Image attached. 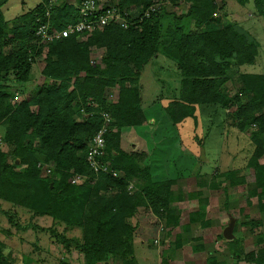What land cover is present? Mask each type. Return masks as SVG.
<instances>
[{"label": "trees", "instance_id": "trees-1", "mask_svg": "<svg viewBox=\"0 0 264 264\" xmlns=\"http://www.w3.org/2000/svg\"><path fill=\"white\" fill-rule=\"evenodd\" d=\"M48 1L42 0L11 21L5 18V3H0V81L12 71L16 72L19 82L29 80L30 59L33 61L42 53L41 49L37 50L40 44L37 30L48 21ZM183 1L189 9L185 15L173 16V31L171 27L164 31L165 13H162L142 22L133 20L127 29L111 25L84 41L72 36L49 44L42 74L51 82H47L36 98L38 113L32 112L27 103L14 110L7 89L0 87V122L7 119L11 124L5 140L17 144L18 154L21 150L31 156L43 154L54 166L53 175H57L56 179H41L37 163L29 155L23 156V163L28 165L26 171L17 173L7 163V155L0 151V186L7 187L4 198L38 216H51L82 228L84 236L80 250L86 264L109 261L111 257L122 260L123 264H138L134 255L138 227L127 219L135 218L143 206L147 208L149 200L155 211L163 208L167 214L165 220L172 229L180 226V215L169 207L172 181L154 183L150 168L143 166L148 154L144 151L128 154L120 146L121 129L147 124L140 101V81L145 67L155 58L162 56L174 61L180 72L179 95L165 102L171 120L183 126L191 119L193 122L189 126L196 133L202 129L201 118L206 124L213 121L212 124L220 125V129L224 121H230L240 132L257 127L251 137L256 151L252 164L264 171L257 162L264 146V74H238L242 97H231L224 89L231 70L238 73L241 66L256 62L259 44L237 31L234 25L226 24L223 16L215 17L231 0H222V6L217 5L216 0ZM234 1L248 3V0ZM256 1L264 18V0ZM154 2L120 0L119 7L136 6L144 10ZM78 19V9L72 4L63 2L51 9L50 21L56 29H64ZM11 43L18 45L6 53L3 48ZM95 49L105 50L104 69L99 70L91 59ZM117 86L120 99L108 104L104 92ZM93 97L98 107L88 105ZM233 106L236 111L228 113ZM200 108L204 110L201 114ZM102 111L109 112L115 121L105 135L106 148L100 159L123 174L121 178L103 172L95 175L87 161L90 143L104 123ZM10 114L12 116L8 117ZM85 114L90 116L76 121V115ZM24 141L30 144L26 146ZM33 141H38L39 149L32 147ZM260 170L253 172L257 184L264 188V175ZM75 174L95 175L100 179L97 183L74 185ZM138 177L145 178L144 187L138 185V191L130 193L129 182ZM110 187L118 188V193L112 197L101 196ZM189 230L190 227H186L185 232ZM181 244L178 242V246ZM255 260L264 264V251ZM0 264H6L2 255Z\"/></svg>", "mask_w": 264, "mask_h": 264}, {"label": "rangeland", "instance_id": "rangeland-1", "mask_svg": "<svg viewBox=\"0 0 264 264\" xmlns=\"http://www.w3.org/2000/svg\"><path fill=\"white\" fill-rule=\"evenodd\" d=\"M160 1L161 3H163V6L160 9L159 15L165 13V21L163 22V25L165 26L164 31H166L170 27L172 30L175 28L173 23V16L180 17L182 15H185L189 9V6L183 0H177L175 2H173L172 0L164 2H162V0H155L154 3ZM40 2H42V0H0V3H5L3 5V12L7 21H11L16 16L25 13L27 10L33 7L35 8ZM257 3L258 2L256 0H248V3L243 5L234 0L229 1L225 7V10L223 12H217L215 17L219 15L223 16L226 24H233V22H228L227 18L229 17V15H232L234 11L236 13V15H234V20L237 19V13L244 19L247 16L251 17L256 15L260 17L261 15L257 8ZM222 4V2H218L217 5L222 6ZM131 7L135 8L136 6ZM139 9L143 10L141 8ZM259 20V29H255L254 27L251 28L252 26L249 27V23L241 20H239L240 22L237 23V25L235 23L234 27L236 25L240 30H244L243 28H245L246 31L254 29L252 30L253 32L256 30L257 33L255 31L256 34L254 37H256L262 44L264 43V24L261 18H259ZM48 24L50 26V20L48 21ZM180 25H182V23H180L179 26ZM163 34L165 36L166 32H164ZM37 43L39 44V42ZM17 45L18 44L16 43H11L10 45H6L3 50L6 53H9L13 50L14 47H17ZM48 46L49 45L45 46L41 43L37 45V50H42V53L36 59H33V61L30 59V61L32 62V68L28 81L19 82L16 72L13 71L10 74L5 75L4 78L0 81V87H5L10 95V102L13 105L14 110L18 109V107L23 103H27L29 104L30 110L32 112H39V106L35 103L36 98L41 92L42 88L47 84V82H51V80H47L42 74V71L46 64ZM162 47L163 45L160 46L161 49ZM104 55V49H95L92 51L91 59L94 64L99 66V70L104 69V65L102 63V58ZM163 58L166 61L164 63L166 66L175 64L174 61L165 57ZM263 58L264 47L261 48L259 61H262ZM259 65L260 62H258L257 64L254 63L253 66H248L246 70L257 73L264 72L260 71ZM152 68L153 67H150L144 75V79H146L147 81L148 79L152 80L153 77H156L152 71ZM159 71L163 72L162 69H160ZM167 73L172 75L171 78L174 82H176L177 80L178 82L180 81V78L178 79L176 77L177 75H179V70H177L176 68L170 67ZM165 79L168 81L167 78ZM232 80L233 81L229 82L228 80L226 82L224 89L227 90L228 94H230L231 97H235L236 95L242 97L243 93H240V89L242 86L238 82L237 72L234 77H232ZM151 85L153 86V84ZM153 87L154 88L150 87V89L153 91L150 92L149 95L147 94L144 97L143 103V93H140V101L145 107H148L150 105V100L153 98V93L158 90L156 86ZM103 97L106 99L108 104L117 103V101L120 99V87L117 86L107 88L104 92ZM88 105H91V107H98V101L94 99V97L90 98L88 101ZM83 111L84 110L81 111L82 114H84ZM234 111H236L235 106H233V108H231L228 113H233ZM106 114H109V112L102 111L101 116L103 119H105L104 116ZM10 116H12V114H10L8 117ZM89 116L90 114H85L84 116L76 115L75 119L76 121L81 122L83 119ZM111 120L115 121L112 117ZM103 121L104 123L102 127L105 126V120ZM192 122L193 121L190 119L183 126L180 125V128L182 131L184 143L187 146L189 145L195 148V153L198 154L200 160L202 157V150H205L206 160H201V162H206L207 158L213 159V155L219 154V152L223 147L226 146V144L228 148H224L223 154L225 156L223 157V159L225 160L228 157L229 159L226 162L225 166H222V168H215V165H213V163L211 164L210 162L204 163L206 164L204 167V176H208L209 178L198 177L196 178V180H194V182H192L191 180L186 183V185H182L177 181L171 182L173 185L171 187L173 194L171 196L172 200L169 207H171L170 209H175L177 211V214L180 215V226H177L175 228L173 227L174 229H172V226H169L167 224L168 221L165 220V218H167V214H164V212L162 211L163 208L155 211L154 207L152 208L150 200L147 201L148 209L145 208V206L140 208V215L138 213V217L141 218V220H139V223L141 222L140 224H142V226L140 227L139 225H137V227L139 226V228H137L136 235L134 237L135 258L138 264H159L156 254L160 249L161 253L159 257L162 259V264H194L193 261L187 260L188 258L186 257V255L189 251H191L190 247H195V249H198L197 251L200 250V245L189 244L192 239L195 241L194 243H198L200 240L199 238H192L189 233H182V227L184 224L187 227H190L191 224L193 225L195 223L197 225V228H200L201 226L206 227L203 220V217L205 216L202 211H204L203 208L207 207L210 202H213L217 206L218 204H222V211H226L227 208L229 210V208L233 207L235 204L234 214L238 215L239 219L236 218L237 223L234 232H236V236H238L237 238H235V240H233L235 242H233L227 241L220 234L219 236H221V240H223L224 243L223 245L218 246V251H215L216 253H218V256L216 255V259H219L220 262L216 263L208 259L207 261L202 260L203 262L201 263L196 262V264H240L239 262H241L240 260L242 259H248L249 261H245L248 264H259L256 262L255 258L259 255V253L264 251V188L258 185L255 179L253 171L260 169L259 167L257 169L256 165L252 164V158L256 151L254 150L255 147L253 148V145L251 143L254 142L253 139H251L254 132L253 130L257 127L255 128V126H251L246 128L245 131L240 132L231 126L230 121H224V124L220 129L218 128L217 124H212L213 121H210V124H206L201 118L202 129L198 131L197 135H195V130L193 131L192 127L189 126ZM111 123L112 122L108 123L107 125L108 131H110ZM174 124L175 123H169V125ZM9 128H11L9 120L6 119L5 121L0 122V151L4 152L7 155V163L13 168L15 172L23 173L28 167L27 164L23 163V156L25 155L26 157V155L28 156L29 153L27 154L25 150H21V154H18L17 144L9 143L5 140V135ZM124 129L125 128L120 130V146L122 151L128 154H139L140 152H143L138 147L131 150L130 145L124 143L128 142L125 140L123 134ZM112 130L117 131V129ZM202 132L204 134H202ZM154 140L155 136L154 133H152L150 142H154ZM224 141H226V143ZM24 144L27 146L30 143L24 141ZM200 144L201 146L205 145V148L201 149V146L199 147ZM32 147L34 149H39L38 141H33ZM262 149L263 154L260 157L259 161L257 160V162L259 163V166H263L264 169V146ZM23 151L25 154L22 153ZM150 158L151 157L148 156L147 161L150 160ZM31 160L37 163V169L40 170L39 176L41 179H48L50 177H53L55 179L57 178V175L46 172V167L54 166L44 159L43 154L35 153L31 156ZM147 161L143 163V166L146 165L149 167ZM260 172H263L264 175V171L260 170ZM93 173L95 175L99 174L95 173L94 171ZM95 175L91 176L86 174H75L73 176L72 183L74 185H84L89 181L97 183L100 178ZM150 176L152 179V174H150ZM121 177H123V174L119 173V178ZM242 180L246 181L243 182ZM169 181L170 180L165 182ZM144 183V177H138V179L130 181L128 186L129 192L134 193L135 191H138V185L142 186L143 188ZM154 183L160 184L164 183V181H157ZM194 185L196 186V188L194 187ZM118 191V188L110 187L107 191H103L101 196L105 195L106 197H112L116 195ZM6 194L7 187L0 186V256H3L6 264H86L84 254L80 250V245L83 243L84 236L82 228L70 225L65 221H62L61 219L59 220L58 218L56 219L51 216H38L35 212L20 207L12 203L10 200L5 199L4 197L6 196ZM214 197L217 198V202L216 198ZM186 202L189 205L188 208H184ZM193 207L196 208V211L191 212L190 215L186 213V211H190L191 209H193ZM197 209L200 211H198ZM212 209L215 210L216 207H212ZM158 212L162 213L160 214ZM127 221L132 225H135L132 218L127 219ZM208 221L210 220H206V223ZM229 221L230 217L226 226H228ZM213 222L215 223L216 221L211 220L210 224H212ZM136 223H138V221ZM149 223L159 227L161 231V233H159V236L157 234V231H155V234H153L151 237H147L146 234L148 229L153 227L150 226ZM256 223L258 224L256 226L262 229L261 239L260 235H257L256 231L252 229V224ZM154 238L159 239H157V241L155 242ZM150 239L153 240L150 241ZM178 242L182 243L181 246H178ZM205 242L208 243L206 240ZM258 245L259 249L256 250V247ZM204 248L205 247H203V249ZM144 253H149V256L150 254H152L154 255V258H152L151 261L145 262L143 260ZM253 256H255V258H252ZM98 264H123V262L122 260H115V258L111 257L109 261H102Z\"/></svg>", "mask_w": 264, "mask_h": 264}, {"label": "crops", "instance_id": "crops-1", "mask_svg": "<svg viewBox=\"0 0 264 264\" xmlns=\"http://www.w3.org/2000/svg\"><path fill=\"white\" fill-rule=\"evenodd\" d=\"M246 13H249V12H246ZM234 15H236L235 11L232 15H229L228 17V21L233 22L232 25H234L235 23L237 25V23L240 22L239 20H241V21H245L249 23V27L252 26L251 28L254 27L255 29L257 28L259 29V26H260L259 18L263 20V24H264V18L261 16L260 17L256 15L251 16V17L247 16L244 19L242 16H240L237 13V19L234 20ZM236 25H235V28L237 31L245 33L249 38H251L253 41L259 44V57H260L261 48L264 47L263 46L264 43L261 44L259 40L256 37H254L257 31L255 30L256 33L255 31L254 32L252 31L254 29L246 31L245 28H243L244 30H240ZM259 57L257 58L255 64L260 62L259 69L260 71H264V58L262 59V61H259ZM165 62L166 61L164 60L162 56L157 57L154 60H152L142 72V77L140 81L141 92L143 93V94L141 93L142 103H143L144 97L147 94L149 95L150 92L153 91L150 89V87L154 88L153 86H156L158 90L153 93L152 95L153 98L150 100L151 103L148 107H145L144 105H142L143 113L147 120V124L142 125V126L126 127L123 130V134H124L125 140L128 141L129 143L128 142H124V143L129 144L131 150L138 147L139 149H141V151H144L147 154H149L148 156H150L151 158L150 160L147 161V164L149 165L151 169L150 174H152V180L154 182H157V181L165 182V181L170 180V181H177L178 183L182 185L184 184L186 185V183H188L191 180L192 182H194V180H196V178L198 177L209 178L208 176H204V167L206 165L204 163H208V162H210L211 164L213 163V165H215V168L217 167L222 168V166L224 167L229 157L224 160L223 157L225 155L223 154V151H224V148L227 149L228 147L226 144V146L222 148L219 154L213 155V159L207 158V161L202 163L198 157V154L195 153V148L189 145L187 146L184 143L180 125L179 126L177 124L169 125V123H174V122L171 120V118L169 117L166 111L165 102L168 100H173L174 98L178 97L179 90L181 87V76H180V72H179V75L176 74L177 75L176 77L178 79L180 78V81L178 82L177 80L176 82H174L173 79L171 78L172 75L168 74L167 72L169 71L170 67L177 69V66L176 64L171 65V66H166L164 64ZM248 66L250 65L241 66L239 69H237L238 74L239 73L256 74V75L264 74V72H259V73L250 72L246 70ZM150 67H153L152 71L156 77H153L152 80L148 79L147 81L146 79H144V75ZM160 69H162L163 72H160L159 71ZM235 74H236L235 71H232V70L230 71L229 82L233 81L232 77H234ZM165 78H167L168 81ZM151 84H153V86ZM202 111L204 110L200 108V114ZM152 133H154V136H155L154 142H150ZM194 134L197 135L196 132ZM202 134L204 133L202 132ZM224 142L226 143V141ZM200 146L201 144L199 145V147ZM204 148H205V145H204ZM194 187L196 188L195 185ZM217 201L218 200L216 198V202ZM213 204H214L213 202H210L207 207L203 208L204 211H202V213H204V216H205L203 217V220H204V225L206 227H202L200 224L202 228L201 227H200L201 229L197 228V225L195 223L193 225L191 224L190 225L191 230L186 232V233H189V235L192 236V238H199L200 240L198 243H194L195 241L192 239V241L189 243L192 245H200V250L197 251L198 249H195V247L194 248L190 247L191 251H189L188 254L186 255V257L188 258L187 260L193 261L194 264H196V262L201 263L203 262L202 260L207 261L208 259L216 263L220 262L219 259H216V255L218 253H216L215 251H218V246L223 245L224 241L221 240V236L219 235L221 234L223 236V231L227 227L226 224L228 223L230 216H234L235 218L239 219L238 215L234 214L235 204L233 207L229 208V210L227 208L226 211H222V208H221L222 204L220 205L218 204V206L215 204L213 205ZM188 206L189 205L186 202V205L184 206V208H188ZM212 207H216V209L213 210ZM193 211H196V208L193 207V209H191L190 211H186V213L190 215L191 212ZM133 220H134L133 223L135 225H139L140 227L142 226V224H140L141 222L139 223V220H141V218L138 217V215L135 218H133ZM206 220H210V221L214 220L216 222L215 223L213 222L212 224H210V221L206 223ZM137 221L138 223H136ZM149 225L153 227L148 229L147 234H146L147 237L148 236L151 237L153 234H155V231H157V234L159 236V233H161L159 227H157L154 224H150V223ZM143 226H144V223H143ZM186 227L187 226L184 224L182 227V233L185 232ZM252 229L256 231L257 235H260V239H261L262 229H260V227H257L256 224H252ZM234 234H235V237L237 238L238 235L236 236V232H234ZM157 239H155V242L157 241ZM152 240L153 239H150V241ZM205 240L208 243H206ZM203 247L205 248L203 249ZM258 249H259V245L256 247V250ZM160 253L161 252L159 249L157 251L156 256L158 258L159 264H162V259L159 257ZM152 258H154V255L150 254L149 256V253H144L143 260L145 262L151 261ZM240 261H241L239 262L240 264H248L245 261H249V260L242 259Z\"/></svg>", "mask_w": 264, "mask_h": 264}, {"label": "built area", "instance_id": "built-area-1", "mask_svg": "<svg viewBox=\"0 0 264 264\" xmlns=\"http://www.w3.org/2000/svg\"><path fill=\"white\" fill-rule=\"evenodd\" d=\"M74 1V2H73ZM74 5L79 12V19L75 23L68 24L64 29H56L48 24L51 17V9L61 3ZM73 2V3H72ZM222 2V0H217ZM120 0H49L47 4V23L38 27L37 37L40 43L47 46L55 41L76 36L79 41L87 40L96 32H102L111 25H117L127 29L131 21L142 22L150 19L153 15L159 14L163 3L156 2L149 8L140 10L139 8H120ZM134 10V11H132ZM40 22V19H39ZM105 126L94 136L89 146L87 161L95 173H107L114 178H119V172L110 168L109 164L103 163L100 159L106 148L105 135L108 132L107 125L112 122L111 116H104ZM54 167H46V172L52 173Z\"/></svg>", "mask_w": 264, "mask_h": 264}, {"label": "water", "instance_id": "water-1", "mask_svg": "<svg viewBox=\"0 0 264 264\" xmlns=\"http://www.w3.org/2000/svg\"><path fill=\"white\" fill-rule=\"evenodd\" d=\"M201 160H206V152L202 150V157ZM237 219L234 216H230V221L228 226L223 231V236L228 241H233L236 237L234 234L235 227H236Z\"/></svg>", "mask_w": 264, "mask_h": 264}]
</instances>
